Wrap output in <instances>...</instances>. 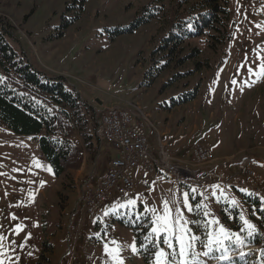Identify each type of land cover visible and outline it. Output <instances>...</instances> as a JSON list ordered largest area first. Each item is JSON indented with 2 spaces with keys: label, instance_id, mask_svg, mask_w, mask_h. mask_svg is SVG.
Returning <instances> with one entry per match:
<instances>
[{
  "label": "rangeland",
  "instance_id": "obj_1",
  "mask_svg": "<svg viewBox=\"0 0 264 264\" xmlns=\"http://www.w3.org/2000/svg\"><path fill=\"white\" fill-rule=\"evenodd\" d=\"M155 1L0 0V15L11 25V46L50 76H62L93 108L95 120L108 106L141 112L151 123L146 132L153 153L162 147L188 161L193 144H205L216 172L229 174L235 160H244L252 174L242 180L264 191V0H224L230 38L216 52L203 48L209 67L184 80L188 87L198 84L196 98L172 107L173 88L160 91L163 78L147 86L143 77L160 17L132 32L114 30L129 28ZM161 4L166 8L168 0ZM115 154L100 140L95 156L84 153L77 169L57 176L33 136L0 122V264H146L134 226L156 241L153 264L158 251L166 254L162 264H180L181 234L185 241L197 238L190 250L196 256L186 255L187 264H219L233 253L238 258L264 251V241L254 247L239 231L231 238L235 231L221 219L222 203L243 212L238 192L245 188H191L157 169L136 168L130 190L113 193L97 212L86 214L79 186L95 188ZM165 206L173 231H160ZM259 260L264 264V252Z\"/></svg>",
  "mask_w": 264,
  "mask_h": 264
},
{
  "label": "trees",
  "instance_id": "obj_2",
  "mask_svg": "<svg viewBox=\"0 0 264 264\" xmlns=\"http://www.w3.org/2000/svg\"><path fill=\"white\" fill-rule=\"evenodd\" d=\"M161 1L144 7L129 28L116 26L114 30L132 32L160 17L161 25L157 38L153 39L143 77L147 86L163 78L160 91L173 88L170 106H180L194 100L198 93V84L188 87L184 80L209 67L203 48L216 52L229 40V14L224 0H168L166 8ZM8 28L11 25L0 15V122L16 134L33 136L54 173L64 175L80 166L84 153L95 156L100 141L98 117L95 120L93 108L82 101L62 76H50L16 51L6 39ZM251 192H238L245 215L241 208L222 203L221 219L235 231L231 238L239 231L247 244L259 245L264 241V201ZM194 216L200 215L194 212ZM244 221L253 224L251 233ZM133 232L138 253L146 264H153L156 241L149 240L145 228L140 226H134ZM233 241L230 240L232 245ZM262 253L242 255L219 264H251L250 259L255 257L256 264H261Z\"/></svg>",
  "mask_w": 264,
  "mask_h": 264
},
{
  "label": "built area",
  "instance_id": "obj_3",
  "mask_svg": "<svg viewBox=\"0 0 264 264\" xmlns=\"http://www.w3.org/2000/svg\"><path fill=\"white\" fill-rule=\"evenodd\" d=\"M132 116L135 117V121L132 120ZM146 128L150 129L151 123L141 112H133L131 115L129 111L118 106L102 108L97 122V134L113 147L116 154L95 188L85 189L80 186L77 196L86 214L97 212L103 203L110 201L113 193L123 194L130 190L133 187L131 174L138 166L148 171L153 169L167 171V175L177 182L189 181L196 184V188L222 184L263 191L260 187L242 180L252 174L244 160H235V170L227 176L222 172L212 171L213 165L210 163L215 157L205 144H194L188 161L172 157L162 147L159 153H153L148 143ZM190 160H199L200 168L191 169Z\"/></svg>",
  "mask_w": 264,
  "mask_h": 264
},
{
  "label": "snow or ice",
  "instance_id": "obj_4",
  "mask_svg": "<svg viewBox=\"0 0 264 264\" xmlns=\"http://www.w3.org/2000/svg\"><path fill=\"white\" fill-rule=\"evenodd\" d=\"M131 203V202H130ZM191 210V209H190ZM170 210L167 208V206H165V215L163 217H159L158 220H163L165 221V223L161 226L160 231L163 232H168V231H173L172 228L169 227L168 222H167V213ZM178 223V222H176ZM245 224H248L247 221H244ZM248 227L251 228L252 225L248 224ZM178 231V229H177ZM221 231H224L223 229H221ZM157 232V227H153V233ZM177 242L180 245V264H187V261L184 259V257L187 256H191V257H195L196 253L190 251L193 248V244L194 241L197 239L195 236H191L189 237V239L187 241L184 240V236L183 234L181 235H177L176 236ZM164 243L168 244L169 247H172L171 242L169 240V238L167 236H165L164 238ZM107 247V246H106ZM208 253H205V255H207ZM166 254L163 251H158L156 253V264H162L161 258H163Z\"/></svg>",
  "mask_w": 264,
  "mask_h": 264
},
{
  "label": "bare ground",
  "instance_id": "obj_5",
  "mask_svg": "<svg viewBox=\"0 0 264 264\" xmlns=\"http://www.w3.org/2000/svg\"><path fill=\"white\" fill-rule=\"evenodd\" d=\"M190 168L191 169H199L200 168V161L199 160H190ZM163 173L165 172L167 175V171H162ZM182 184L191 187V188H196V184H193L192 182L189 181H182ZM256 193H258L263 199H264V193L260 192L259 189L254 190ZM78 192H80V187L78 189ZM254 193V192H253Z\"/></svg>",
  "mask_w": 264,
  "mask_h": 264
},
{
  "label": "crops",
  "instance_id": "obj_6",
  "mask_svg": "<svg viewBox=\"0 0 264 264\" xmlns=\"http://www.w3.org/2000/svg\"><path fill=\"white\" fill-rule=\"evenodd\" d=\"M136 168H141L140 166H138V167H136ZM136 168L134 169V171L136 170ZM141 169H143V168H141ZM131 176H133V173H132V175ZM133 178V177H132Z\"/></svg>",
  "mask_w": 264,
  "mask_h": 264
}]
</instances>
